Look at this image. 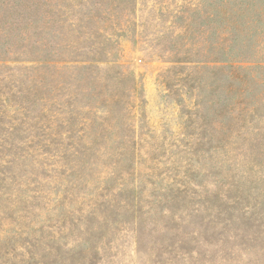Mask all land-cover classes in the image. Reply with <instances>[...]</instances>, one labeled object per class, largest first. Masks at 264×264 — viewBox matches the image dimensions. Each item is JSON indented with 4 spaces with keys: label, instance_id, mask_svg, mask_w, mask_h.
<instances>
[{
    "label": "rangeland",
    "instance_id": "1",
    "mask_svg": "<svg viewBox=\"0 0 264 264\" xmlns=\"http://www.w3.org/2000/svg\"><path fill=\"white\" fill-rule=\"evenodd\" d=\"M0 102V264H264V0H0Z\"/></svg>",
    "mask_w": 264,
    "mask_h": 264
},
{
    "label": "trees",
    "instance_id": "2",
    "mask_svg": "<svg viewBox=\"0 0 264 264\" xmlns=\"http://www.w3.org/2000/svg\"><path fill=\"white\" fill-rule=\"evenodd\" d=\"M15 102H17V103H19V104H21L22 105V108H27V109H29V105L28 106H25V104L24 103H22V102H20L19 100H16ZM7 106H8V104L7 105H5V103L4 102H0V123L4 120L3 119V116L5 115V114H3L4 112H6L5 111V109L7 108ZM23 122V121H22ZM23 125V124H22ZM33 126V125H32ZM21 129H28V127H23V128H21ZM41 129H43V126H41ZM10 130H12L11 132H10V134L8 135V136H6V134L5 133H3V132H1L0 131V153H2V154H4V156H5V154H6V152L8 151L9 152V150H10V148L6 145V146H3L4 144H7V143H11L12 144V140H13V138H12V134H13V131H15V130H19L18 128H16V127H14V128H11ZM44 130H46V133H48L49 132V130H47L46 128L44 129ZM32 137V138H34L33 136H36L37 138H38V143H37V145H39L40 146V148H42V147H45L46 146V144H47V142H46V140L45 139H47V138H45V134H40L39 132H37V133H35L33 136L32 135H29L28 137ZM45 141V142H44ZM2 146V147H1ZM38 148V147H37ZM3 149L5 150V151H3ZM6 159V158H5ZM8 162H9V160H7ZM13 161H15V160H13ZM13 161H11V163L10 164H12V166L14 167V163H13ZM1 163V162H0ZM8 167H3L2 169L0 168V189L2 188V187H4L5 185H9V183H8V176H7V174L5 173V171H6V169H7ZM110 176V175H109ZM108 179V176L104 179V182L106 181ZM14 182V181H13ZM20 235H22V234H20ZM16 241V240H15Z\"/></svg>",
    "mask_w": 264,
    "mask_h": 264
}]
</instances>
